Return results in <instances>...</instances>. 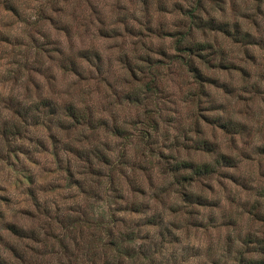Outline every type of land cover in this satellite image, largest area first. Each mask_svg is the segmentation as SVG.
Returning <instances> with one entry per match:
<instances>
[{
	"label": "clouds",
	"instance_id": "9594fccd",
	"mask_svg": "<svg viewBox=\"0 0 264 264\" xmlns=\"http://www.w3.org/2000/svg\"><path fill=\"white\" fill-rule=\"evenodd\" d=\"M0 264H264V0H0Z\"/></svg>",
	"mask_w": 264,
	"mask_h": 264
}]
</instances>
